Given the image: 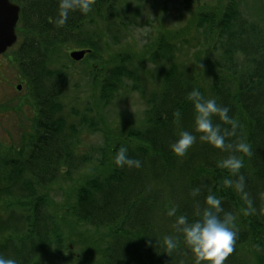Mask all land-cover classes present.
<instances>
[{
	"label": "trees",
	"instance_id": "1",
	"mask_svg": "<svg viewBox=\"0 0 264 264\" xmlns=\"http://www.w3.org/2000/svg\"><path fill=\"white\" fill-rule=\"evenodd\" d=\"M128 1L93 0L87 13L74 4L63 24L61 0L44 2L36 29L50 46L33 54L43 58L39 64L26 67L30 114L20 112V136L12 133L6 150L0 149V256L17 264L52 258L67 264H195L177 220L201 219L211 195L221 202L217 215L230 214L236 233L223 264H264V21L247 23L238 0H216L198 7L185 26H156L137 49L124 33L141 24V11L130 14ZM104 20L118 24L108 37L97 24ZM71 41L91 49L80 60L92 78V99L82 113L65 102V60L79 62L65 51ZM188 43L195 45L194 62L178 59ZM150 64L160 65L159 75ZM151 79L156 88L149 87ZM125 85L139 91L147 107L139 125L114 130L105 111ZM193 89L227 108L235 122L211 116L223 147L201 139L205 133L196 128L188 98ZM84 129L101 131L104 144L79 152ZM185 131L195 140L177 155L172 145ZM241 143L248 152L238 148ZM121 147L139 167L116 163ZM231 158L241 161L239 169L222 165ZM62 181L65 197L57 201L50 191ZM63 225L71 237L79 226L92 228L89 240L79 239L77 253L73 240L66 243ZM166 236L176 241L170 251Z\"/></svg>",
	"mask_w": 264,
	"mask_h": 264
},
{
	"label": "rangeland",
	"instance_id": "2",
	"mask_svg": "<svg viewBox=\"0 0 264 264\" xmlns=\"http://www.w3.org/2000/svg\"><path fill=\"white\" fill-rule=\"evenodd\" d=\"M239 1V8L242 13V17L248 23V20L253 21H264V0H238ZM216 0H129L127 5L129 6V13L133 14V11L140 9V14L138 15L137 20L141 22L140 25H133L129 26V31L126 34V38L135 43L137 46L136 48L144 46L151 38L154 32L156 31V26L160 27L164 25L166 28L177 29L181 26H185L188 20L191 18L192 13L197 11L198 7L204 6V4L211 5L215 3ZM150 23H147L149 22ZM152 22V25H151ZM98 25H102L101 28L104 30V34L106 37L112 34L111 30L116 28L117 25L114 23H109V21H102L98 22ZM95 26L96 24H93ZM91 25L87 26V31L90 33L89 29L91 30ZM120 29H124L123 25L118 26ZM188 36V35H187ZM103 44V42H102ZM195 45L184 44L181 47V52H178V59L180 57L181 60H185L186 62L191 61L194 62L195 59L193 57L195 53ZM105 47V46H104ZM103 47V48H104ZM65 51L70 56L72 51L83 48H77L76 42L71 41L67 47H64ZM91 50V49H90ZM183 51V52H182ZM103 54H105L103 52ZM184 54V55H183ZM183 55V56H182ZM107 57V56H106ZM72 59V58H71ZM75 60V59H74ZM85 60V59H84ZM67 61V62H66ZM65 63L69 65L67 73V84L64 86L65 90V102L66 106L70 109L77 108L80 110V113L84 112L85 106L87 103L91 102L92 96L91 94V75L89 73V66L87 62H76L70 63L68 60H65ZM151 65V64H150ZM152 68L153 74L159 75V71L161 70L160 65L152 64L150 66ZM86 70V71H85ZM12 81V80H11ZM13 84L3 86L0 83V104L5 101L6 103L10 100L11 95L17 93L15 90L16 83L12 81ZM128 86L131 85V82H128ZM127 85V84H126ZM124 86L123 89H120L118 93L114 96L115 98L110 103V105L106 108L105 114L106 119L111 127L114 130H117L120 127H125L128 125H139L140 121L144 117V111L147 107L145 103V99L141 95L139 91L128 90V87ZM157 81L154 82L150 81L149 87L156 88ZM127 90V91H126ZM13 92V93H11ZM28 90L26 85L24 86L23 91L19 94V96L27 97ZM2 107V106H1ZM29 104L25 106L23 109L15 107L11 103H7V111L0 113V146H2L4 151L5 148L8 147V141L10 140L9 136L14 133L16 136H20V127L17 125L19 124L18 117L20 112L25 113L24 117L29 116L30 108ZM4 108V107H2ZM23 110V111H22ZM95 116V113H92ZM24 124H28L26 119H23ZM124 129V128H123ZM81 141L79 152L83 153L85 150H90L93 146H101L104 144V135L101 131L97 133H90L84 129L81 133ZM67 184H64L62 181L59 184L54 185V188L50 191V196L55 198L57 201L64 200V191ZM62 187V188H61ZM56 206H51L49 209L53 211L56 209ZM60 215L62 211H59ZM59 222L66 224L65 221H61L58 219ZM87 226H79L75 232H77L76 236L71 237L73 235L68 233V228L66 226L61 227V231L64 234V238H66V243H71L70 240H73L74 245H72V249L74 252L77 253L78 251V244L79 239L83 236V239L90 238L92 228H87L88 230L85 231ZM71 232V231H70ZM83 241V240H82ZM86 241V240H84ZM43 263L47 264H59L64 263L67 264L64 259H56L52 258L51 260L45 259Z\"/></svg>",
	"mask_w": 264,
	"mask_h": 264
},
{
	"label": "clouds",
	"instance_id": "3",
	"mask_svg": "<svg viewBox=\"0 0 264 264\" xmlns=\"http://www.w3.org/2000/svg\"><path fill=\"white\" fill-rule=\"evenodd\" d=\"M93 0H61V17L58 22L63 24L68 15V10L77 5L80 10L87 13L91 9ZM190 100L194 102L196 112V128L198 131L205 133L201 139L208 140L217 147L224 146V137L219 132V126H214L211 116L214 113H219L221 118L236 126L234 121H231L227 115V108H219L214 99L204 100L198 89H193L189 93ZM195 137L185 131L180 138L172 145V150L177 155H183L188 147L194 142ZM238 148L244 152H248V146L241 143ZM127 148L121 147L116 156V163L122 165L128 163L140 166L139 160H132L126 155ZM222 165L233 169L241 167V161L235 158L223 161ZM230 183V182H229ZM242 188V184L240 185ZM208 207L203 211L202 217L199 220L189 222L187 217H178L177 224L179 230L183 233V239L195 256V264H223L225 258L233 251L234 237L236 233L229 226L231 221L230 214H226L225 219H220L217 215L221 211L220 200L209 195L206 201ZM175 209L169 211V215L175 213ZM164 243L170 251L176 247V241L171 236L164 238ZM0 264H17L14 259H6L0 256Z\"/></svg>",
	"mask_w": 264,
	"mask_h": 264
},
{
	"label": "flooded vegetation",
	"instance_id": "4",
	"mask_svg": "<svg viewBox=\"0 0 264 264\" xmlns=\"http://www.w3.org/2000/svg\"><path fill=\"white\" fill-rule=\"evenodd\" d=\"M7 1L19 7V15L14 29L16 40L12 45L8 46L3 53H0V83L3 86L8 85L9 87L10 84H13L12 81L15 83L17 82L15 85V90L17 93L15 96H9L10 100H8L7 103L13 104L14 109L15 107L23 109L25 106H27L28 100L27 97L22 95L19 96V94L23 91L25 86L24 75L26 72V67L29 61L30 63L36 62L39 64L37 61H40V59L43 58L36 57V55L33 54L38 53L39 50L43 52L44 49L49 45L46 44V39L44 36L40 34L41 30L39 29V31L36 29V21L42 19L45 16L43 12V4L46 0ZM14 7L16 8V6ZM53 37H55V35ZM57 47L59 48V42ZM86 55L81 60H83ZM7 103L3 101V103L0 104V109L5 110L7 108ZM2 112L5 111H1V113Z\"/></svg>",
	"mask_w": 264,
	"mask_h": 264
},
{
	"label": "water",
	"instance_id": "5",
	"mask_svg": "<svg viewBox=\"0 0 264 264\" xmlns=\"http://www.w3.org/2000/svg\"><path fill=\"white\" fill-rule=\"evenodd\" d=\"M8 2L0 0V53H3L16 40L14 29L18 20L19 7ZM89 51L91 50H75L70 55L75 60H81Z\"/></svg>",
	"mask_w": 264,
	"mask_h": 264
}]
</instances>
